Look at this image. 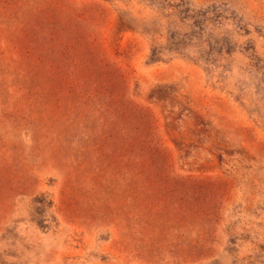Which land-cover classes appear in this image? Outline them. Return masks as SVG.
Returning a JSON list of instances; mask_svg holds the SVG:
<instances>
[{"label": "rangeland", "instance_id": "obj_1", "mask_svg": "<svg viewBox=\"0 0 264 264\" xmlns=\"http://www.w3.org/2000/svg\"><path fill=\"white\" fill-rule=\"evenodd\" d=\"M0 264H264V0H0Z\"/></svg>", "mask_w": 264, "mask_h": 264}, {"label": "trees", "instance_id": "obj_2", "mask_svg": "<svg viewBox=\"0 0 264 264\" xmlns=\"http://www.w3.org/2000/svg\"><path fill=\"white\" fill-rule=\"evenodd\" d=\"M67 89L65 88H62V90L59 91L58 95L55 93L56 90H52L50 91L52 93L51 96H48V104L49 105H52V110L51 108H49L50 106H47V108L45 109L49 114H53L55 115L56 112H59L61 113V110L65 112L64 110V105L66 104V101L67 99H72V96L70 94V90L66 91ZM89 91L88 90H84L82 91V111L84 113H92L95 111V103L93 100L89 99L88 101H86V105L84 104V101L86 100L85 98H89ZM24 96H22L23 98H28L30 97L28 93H23ZM38 97H41V96H38ZM80 94L76 95L75 96V99L76 101L78 102L79 99H80ZM39 102V98H38V101ZM90 102V103H89ZM91 104V105H90ZM75 107H76V104H75Z\"/></svg>", "mask_w": 264, "mask_h": 264}]
</instances>
